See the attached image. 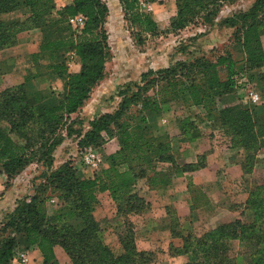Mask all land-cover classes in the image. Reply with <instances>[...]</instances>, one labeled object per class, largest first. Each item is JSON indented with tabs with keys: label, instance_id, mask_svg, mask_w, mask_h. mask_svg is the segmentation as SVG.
<instances>
[{
	"label": "trees",
	"instance_id": "16d2710c",
	"mask_svg": "<svg viewBox=\"0 0 264 264\" xmlns=\"http://www.w3.org/2000/svg\"><path fill=\"white\" fill-rule=\"evenodd\" d=\"M117 1L137 46L144 44L142 35L159 33L152 17L140 10L139 0ZM226 2L232 0H175L170 29L183 30L197 19L211 25ZM20 7L27 9V18L15 22L10 15ZM108 13L111 15L110 8L103 0H72L62 8L54 0H0V50L14 46L26 27L40 28L43 38L38 52L31 56L33 67L38 70L42 68L38 63L45 61L43 68L62 81L59 93L27 90L24 83L0 90V173L8 183L31 164L44 167L34 194L17 201L5 216L0 229V264H11L18 249H35L42 264H58L55 246L64 250L71 264L152 263L154 254L137 250L127 221L125 235L119 236L122 253L115 255L103 241L95 210L100 194L106 192L117 215L123 219L136 216L147 205L139 195L140 184L166 187L178 173L202 166L200 162L176 164L166 130L156 127L164 105L183 107V118L172 121L179 135L188 128L194 130L190 109L201 108L203 117L225 135L230 147L241 149L238 162L245 175L252 174L258 162L257 152L264 147V106H227L225 97L235 89L233 77L245 73L264 95V0H253L246 11L219 22L233 31V42L243 56L241 72L235 70L237 61L230 54L216 60L191 56L167 68L149 69L138 81L119 87L114 110L89 120L88 130L83 131L81 120L72 116L104 80L105 64L112 58L105 29ZM77 14L86 18L85 25L78 33L70 32L67 20ZM70 52L78 59V72L67 69L65 56ZM34 75L29 72L25 83L36 79ZM72 136L78 138L81 150L116 141L117 149L106 157L107 167L98 175L82 177L69 163L52 170L55 150L65 137ZM262 163V182L247 189L244 208L250 219H235L197 236L177 230L174 217L168 228L182 242L180 248L171 247L174 254L186 256V264H234L229 245L237 241L244 248L247 264H264V160ZM187 189L193 204L198 205L204 198L201 191L191 181ZM52 199L58 201L57 208L48 214L45 204Z\"/></svg>",
	"mask_w": 264,
	"mask_h": 264
},
{
	"label": "rangeland",
	"instance_id": "374dc122",
	"mask_svg": "<svg viewBox=\"0 0 264 264\" xmlns=\"http://www.w3.org/2000/svg\"><path fill=\"white\" fill-rule=\"evenodd\" d=\"M103 1L105 3H110L111 6L115 7V9H118L119 14L115 18L113 15V9H110L111 15L108 13L105 24V29L108 35V44L112 54L111 60L105 64V78L93 88L90 98L85 106L77 114L72 116L73 119L77 118L78 120H81L83 123V131L88 130L87 122L89 120L101 114L110 113L114 110L117 103L119 102V98L115 96L119 87L131 81H138L139 75L149 69L156 70L160 68H167L175 62L187 60L191 58V56L204 55L208 59L216 60L219 56L230 54L232 60L237 61L235 70H242L243 65L241 60L243 56L233 42V31L231 29L219 26V22L223 18L246 11L253 0H232V2H226L223 4L217 18H215L211 25L204 23L201 19H197L194 24H191L180 31H173L170 29V24L176 15L175 0H141L143 3L142 5L140 4L139 0L140 10L152 17L159 30V33L155 36L142 35L144 38V44L141 46H137L133 40V37L130 35V30L128 29L126 22L123 20V14L118 1ZM111 16H113V18H111ZM10 18L15 22L25 21L24 19L27 18V9L20 7L17 11L10 15ZM34 31L41 32L40 28L26 27L25 30L20 32L19 38L28 39L29 34H33ZM73 31L74 30L71 28L70 32ZM48 34L50 38V32ZM30 38H33V35H31ZM262 42L264 46V36L262 37ZM68 54L69 53H67L65 56L66 66L69 72H72L74 70L73 62L76 64H79V62L76 57L70 59ZM44 65L45 61H40L38 66H41L42 68H38L37 70L33 67L34 65L31 64L29 65L30 67L28 69L30 73L36 75L39 90H43L46 94H50L53 91L56 93L61 92L62 81L49 75L48 70L43 68ZM26 66L27 63L25 67ZM11 69L12 67L7 63H0V73L9 72ZM28 74L29 73H27V75ZM244 75L248 78L246 73ZM222 77L224 78L223 74ZM249 83L251 82L249 81ZM5 85L6 81L1 80L0 90L5 89L3 88ZM253 88L260 95L261 102L264 101V95L259 92V85L257 84L256 87L253 86ZM225 104L227 106H264L263 103H249L245 99V92L236 88L225 97ZM179 107H181V105L175 103L164 105L162 107V115L159 119L163 120L164 118L174 119L175 117H181L179 113L178 115L177 113H172L173 110H176L177 112V110H179L177 108ZM171 124L173 127H170L172 129H176L175 123L172 122ZM160 130H164V127H161ZM77 141L78 138L76 136L64 138V141L60 145L61 147L59 146L61 149L57 153V158H54L52 170L58 168L62 164L69 163L80 176L91 178V176L95 175V172H99L101 169L107 167L106 157L117 149V143L115 140L106 143L99 149H94L98 157L97 164L93 168H87L81 162L82 150L77 147ZM256 157L258 162L255 163L252 174L246 176L245 187L242 186V190H246L245 193H247V189H252L263 180L262 162L264 160V147L257 152ZM42 171H44V167L41 164H31L19 175L8 181V183L6 176L0 173V229L5 222V216L13 210L16 202L29 198L34 194L35 186L42 181L41 179H38ZM141 185L143 184L139 185L140 190H142ZM102 199L103 198L100 197V201H102ZM204 200L205 198H202L200 199V202H203ZM57 204L58 201L56 199L55 203H50V201L46 202L45 207L48 214H52L54 212V209L57 208ZM100 209L101 206L99 204L95 210V216L99 224L100 233L104 243L110 246L111 250L115 252V255L117 249L113 243L116 241V237L121 235L124 236L125 230L128 228H137V234L138 236H141L139 247H143V242L147 240V236L145 237V235H147V232L152 229L150 226H148L147 222V214L149 210L147 205L143 206V210L136 216L127 217L126 219L121 217L120 221L116 223L119 224V222H122V228L118 227V225H109L111 229L110 234H107V230L103 229L105 227L102 222L103 215L97 213V211ZM236 214V219H241L245 222L250 219V214L245 211V208L237 211ZM132 218H134V222L131 221ZM125 221L130 222L131 226L124 228ZM216 227L217 226L214 225V221L212 223H202L199 225L196 224L195 226L188 222L185 226L177 228V230H182L184 234L193 232L199 236L201 233ZM138 238L139 237H137V239ZM147 242L148 240L146 243ZM229 246L232 250L231 256L234 258V264H247L246 257L243 254L244 248L241 246V244H239L237 241H230ZM153 247L156 249L158 248V250H155V253H153L154 259L150 264H169V258L165 257V254L161 249V245L159 246L158 244H154ZM20 252H25L28 257V261L25 264H42L40 253L37 250L18 249L16 254ZM62 257L67 259V264H71V261L64 250L60 248V252L56 257L58 264H64V262L61 260Z\"/></svg>",
	"mask_w": 264,
	"mask_h": 264
},
{
	"label": "crops",
	"instance_id": "0c3cea01",
	"mask_svg": "<svg viewBox=\"0 0 264 264\" xmlns=\"http://www.w3.org/2000/svg\"><path fill=\"white\" fill-rule=\"evenodd\" d=\"M107 5L111 6L110 3H107ZM111 18L113 17L111 16ZM31 35H33V38H30ZM42 38L41 32L34 31L33 34H29L28 39L19 38L14 46L0 50V63H7L12 67L11 71L0 73V79L6 81L3 88L24 83L27 90H39L36 79L25 83L24 78L29 73V65L32 64L31 56L38 52ZM26 63L27 66L25 67ZM73 66L74 70L72 72H78L79 64L73 62ZM262 103L264 104V101ZM177 109H179L177 112L173 110L172 113H177V115L179 113L184 116L183 107ZM190 114L196 136H193V131L189 128L184 135H179L177 128L172 129L170 127L172 126V118H164L163 120L158 118L156 127L157 129L164 127V130H166L168 135L166 141L178 166L195 165L198 162L202 166L193 172L178 173L166 187L148 188L145 184L141 185L142 190H140V187L138 188L139 195L146 201L149 208L147 222L148 226L152 228L145 235L148 242L146 243L147 240H145L142 248L139 247L141 236H138L136 227L132 228L133 233H135V246L138 251L155 253L158 248L153 247L154 244L161 245L165 257L169 258L171 264H185L187 262L186 256L174 254L173 249H171V247L180 248L182 245L181 239L173 237L168 228V226L173 225L171 223L174 217L177 220L178 227H183L188 222L193 226L212 223L213 221L215 226L228 224L236 219L237 211L244 208L248 195V191L245 193L246 190H242V186L245 187L247 175L243 173L238 162L242 152L241 149L230 147L225 135L215 124L203 117L204 112L201 108H191ZM179 118L182 119L183 117ZM60 147L56 149L54 158H57ZM199 158L202 159L199 160ZM94 174L98 175V172ZM189 181L201 191L205 198L203 202L198 200V205L193 204L192 196L187 189ZM100 196L103 199L99 201L101 209L97 213L103 215V219L101 218L105 225L103 229L107 230V234H110L109 225H118L122 228V222L116 223L120 221L121 217L117 215L115 205L109 198L108 193H102ZM171 214L173 215L170 216ZM133 219L132 222H134ZM137 237L140 239H137ZM113 245L117 249L116 255L121 254L119 236L116 237ZM59 252L60 247L55 246L54 253L56 257ZM113 253L115 254L114 251ZM61 260L64 264L68 263L65 257H62Z\"/></svg>",
	"mask_w": 264,
	"mask_h": 264
},
{
	"label": "built area",
	"instance_id": "2783aa9c",
	"mask_svg": "<svg viewBox=\"0 0 264 264\" xmlns=\"http://www.w3.org/2000/svg\"><path fill=\"white\" fill-rule=\"evenodd\" d=\"M57 7H64L72 2V0H54ZM140 4L143 3L140 0ZM86 22V18L77 14L75 16L69 17L67 20V24L72 28L75 32H80ZM69 58L73 59L75 56L73 53H69ZM233 81L235 83V88L245 92V99L251 104H260L261 99L260 95L256 90H254L253 85L249 83L248 78L244 74H237L233 77ZM111 141V140H110ZM108 141V142H110ZM107 142V143H108ZM97 154L94 149H83L81 151V162L87 168H93L97 164ZM50 203H55V199L50 200ZM28 261V257L25 252H20L16 254L11 263H19L25 264Z\"/></svg>",
	"mask_w": 264,
	"mask_h": 264
},
{
	"label": "bare ground",
	"instance_id": "6f19581e",
	"mask_svg": "<svg viewBox=\"0 0 264 264\" xmlns=\"http://www.w3.org/2000/svg\"><path fill=\"white\" fill-rule=\"evenodd\" d=\"M110 9H113V15L115 16V18L118 16L119 14V10L118 9H115V7L113 6H110L109 7ZM113 17V16H112ZM113 21V20H112Z\"/></svg>",
	"mask_w": 264,
	"mask_h": 264
}]
</instances>
